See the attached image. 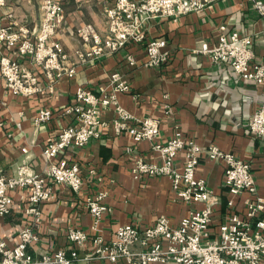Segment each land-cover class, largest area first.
<instances>
[{
	"label": "crops",
	"instance_id": "obj_1",
	"mask_svg": "<svg viewBox=\"0 0 264 264\" xmlns=\"http://www.w3.org/2000/svg\"><path fill=\"white\" fill-rule=\"evenodd\" d=\"M114 0H63L64 19L54 36L66 54L65 64L74 72L62 75L49 86L40 68L27 56L19 60L30 68L39 81L40 89L30 95L13 94L0 75V175L10 177L19 166L28 173H39L47 166L43 147L73 118L63 109L75 102L77 87L91 89L96 95L112 92L110 75L118 72L129 86L128 91L116 93V102L133 117L152 116L159 120V132L150 140L135 141L127 132L116 134L112 119L116 118L114 103L100 106L103 122L101 134L82 147H70L59 154L69 163H76L83 178L79 193L61 183L48 181L52 198L39 205L40 220L35 223L26 213L29 189L8 191L12 201L10 212L0 216V238L8 247L19 242V231L31 226L38 240L28 245L27 251L38 258L58 249L67 252L72 245L67 238L70 228L87 232L89 239L79 248L81 259L76 264H110L101 259H82L93 249L92 238L99 234L106 241L115 229L126 223L139 227L150 226L159 215H165L172 226L201 203L189 204L176 200L170 179L165 176H142L131 173L133 159L159 161L152 143H165L178 127L184 138L200 147L215 144L224 152L249 162L257 185V193L264 197V137L247 131L249 116L264 99V83L255 85L242 80L227 63H213L200 51L203 44L212 45L220 34L236 31L252 39L253 61H264V18L250 0H217L201 11L190 12L176 20L156 17L144 23L147 38L164 39L169 51L168 60L158 66L146 64L143 43H128L118 51L108 53L93 62L82 61L78 53L84 50L76 35V27L90 23L103 35L106 30L104 10ZM264 6V0H257ZM39 0H6L1 10L0 24L14 20L29 29L38 24ZM7 13L12 16L8 17ZM13 57L10 50L0 45V56ZM127 55L134 63L128 64ZM41 109H49L51 117L37 121ZM174 163L182 170L184 151L180 150ZM222 161L200 156L195 176L205 180L217 197L213 206L211 230L227 218L230 209L241 217L246 211V193L232 197L224 185ZM97 190L107 192L104 202L109 207L97 230L84 198ZM233 198L229 209L227 201ZM136 248H139L138 246ZM151 264H176L174 262Z\"/></svg>",
	"mask_w": 264,
	"mask_h": 264
},
{
	"label": "built area",
	"instance_id": "obj_2",
	"mask_svg": "<svg viewBox=\"0 0 264 264\" xmlns=\"http://www.w3.org/2000/svg\"><path fill=\"white\" fill-rule=\"evenodd\" d=\"M63 0H39L38 24L29 29L14 20L0 24V45L10 50L13 57L0 56V75L5 86L13 94L30 95L40 89L37 75L20 57L27 56L38 66L49 86L67 72L72 75L73 67H67L66 54L61 43L54 38L64 19ZM86 2L88 0H75ZM217 0H114L104 10L106 30L101 35L90 23L76 27V35L82 41L84 50L78 53L82 61L96 59L126 47L128 43H143L147 57L146 64L158 66L168 60L169 51L164 39L147 38L144 23L151 18L163 17L176 20L179 16L205 9ZM264 18V6L257 0H250ZM6 0L0 3L1 10ZM11 17V13H7ZM200 51L207 54L213 63H227L242 80L255 85L264 83V61H253L252 39L236 31L226 32L220 25V34L212 45L203 44ZM132 65V55H127ZM112 92L96 95L83 86L75 91V102L67 105L63 112L71 115V124L63 127L55 137L47 140L43 147L46 168L39 173H28L25 165L16 169L10 177L0 175V216L10 212L12 201L9 190L26 187L29 189L26 213L32 215L35 223L40 220L39 205L53 197L48 181L66 185L75 193L83 186V178L76 163H69L59 154L70 147H82L101 134L100 106L114 103L116 118L112 119L116 134L129 133L135 141H153L159 132V120L152 116L140 119L133 117L116 102V93L128 91L129 86L118 72L110 75ZM51 117L49 109H41L37 121ZM247 131L264 137V99H262L247 121ZM159 161H147L135 157L131 167L133 178L142 176H165L170 179L171 190L176 200L193 204L201 203L198 209H191L177 225L172 226L165 215H159L150 226L139 227L132 223L119 225L113 237L106 241L101 235L92 238L93 249L82 259H101L110 264H151L154 262L176 264H264V197L257 193V185L249 162L230 152L222 151L215 144L203 148L194 141L184 138L175 127L173 135L165 143H152ZM184 151V163L179 170L174 158ZM222 161L224 185L232 196L246 193V211L243 217L230 209L233 198L227 201L229 213L216 230H211L213 206L217 197L202 178L195 176L200 156ZM107 192L97 190L85 196L86 208L93 218V229L97 230L103 215L109 211L104 202ZM38 234L31 226L19 231V242L8 247L0 238V264H76L80 259L78 249L89 239L86 231L70 228L67 238L72 245L70 251L58 249L51 254L34 257L28 251L29 244L38 240ZM139 248H136V247Z\"/></svg>",
	"mask_w": 264,
	"mask_h": 264
},
{
	"label": "snow or ice",
	"instance_id": "obj_3",
	"mask_svg": "<svg viewBox=\"0 0 264 264\" xmlns=\"http://www.w3.org/2000/svg\"><path fill=\"white\" fill-rule=\"evenodd\" d=\"M3 2V0H0V3H2Z\"/></svg>",
	"mask_w": 264,
	"mask_h": 264
}]
</instances>
